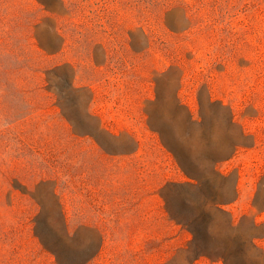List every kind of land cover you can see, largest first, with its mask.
<instances>
[{
    "label": "rangeland",
    "instance_id": "374dc122",
    "mask_svg": "<svg viewBox=\"0 0 264 264\" xmlns=\"http://www.w3.org/2000/svg\"><path fill=\"white\" fill-rule=\"evenodd\" d=\"M41 241L264 264V0H0V264H56Z\"/></svg>",
    "mask_w": 264,
    "mask_h": 264
},
{
    "label": "trees",
    "instance_id": "16d2710c",
    "mask_svg": "<svg viewBox=\"0 0 264 264\" xmlns=\"http://www.w3.org/2000/svg\"><path fill=\"white\" fill-rule=\"evenodd\" d=\"M62 1H64V0H62ZM40 3L43 5V8L46 10V11H49L50 9L49 8H47L46 6H45V3H43V2H41L40 1ZM36 43V42H35ZM37 44V47L40 49V51H44L45 52V54L47 53V54H49V55H51V54H54L53 53V51H47L40 43H36ZM63 47H61V49H62ZM68 63H69V61H64V62H62L61 64H59V65H62V69H65V67H66V65H68ZM65 74V73H64ZM33 76H35V75H33ZM62 80L63 81H65V83H63V84H60V83H53V85L55 86V84H56V86H58V89L56 90H53V92L55 93V99H56V102H55V104L60 108V111H59V114H60V116H61V119H63L65 122H67L70 126H71V129L73 130L72 131V133L73 134H75V135H80V134H78V131H77V129H75V126H74V124H75V121L72 119V116L67 112V109H66V103H67V100L69 99V95H68V90H69V86L70 85H72L71 84V82L67 79V77H66V75H62ZM51 83L49 82L48 83V85H50ZM51 90V89H50ZM63 102H64V105H63ZM93 138L96 140V141H98L97 139H96V136H94L93 135ZM98 143H99V141H98ZM165 145V144H164ZM166 146V145H165ZM167 147V146H166ZM169 148V147H168ZM170 151H172L173 152V150L172 149H169ZM43 179H45V178H43ZM43 179H41V180H43ZM59 204H60V206H61V213H62V216H63V219H64V222H65V224H67V216H66V213H65V211H64V206H63V204L64 203H62L60 200H59ZM191 232H192V235H193V237L195 238V232L194 231H192V230H190ZM41 244H42V246L43 247H45L46 249H48V250H50L48 247H46V245H45V243H44V241H41ZM51 251V250H50ZM53 254H54V256H55V263L56 264H68V263H62L60 260H59V257H58V254H57V252H54V251H51Z\"/></svg>",
    "mask_w": 264,
    "mask_h": 264
}]
</instances>
